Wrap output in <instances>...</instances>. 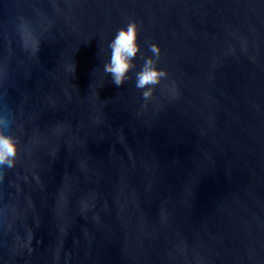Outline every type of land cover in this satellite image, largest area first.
Wrapping results in <instances>:
<instances>
[{"label":"water","instance_id":"water-1","mask_svg":"<svg viewBox=\"0 0 264 264\" xmlns=\"http://www.w3.org/2000/svg\"><path fill=\"white\" fill-rule=\"evenodd\" d=\"M131 21L147 102L103 72ZM2 116L0 264H264V0H0Z\"/></svg>","mask_w":264,"mask_h":264},{"label":"clouds","instance_id":"clouds-1","mask_svg":"<svg viewBox=\"0 0 264 264\" xmlns=\"http://www.w3.org/2000/svg\"><path fill=\"white\" fill-rule=\"evenodd\" d=\"M140 26L131 21L126 26L120 28L115 37L108 44L110 56L103 64V72L106 76L110 75L112 82L122 87L127 81H135V88L141 91L142 99L150 101L157 86L163 84L167 73L158 67L161 60L162 50L159 44L151 43L148 51L151 56H146L139 42ZM37 51L39 41L33 40ZM144 61L141 69L133 74L136 68L137 56ZM75 73V65L69 67ZM12 121L8 116L0 117V168H13L17 157L20 155V143L18 138L11 133Z\"/></svg>","mask_w":264,"mask_h":264}]
</instances>
